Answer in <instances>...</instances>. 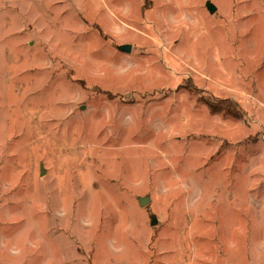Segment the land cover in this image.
Wrapping results in <instances>:
<instances>
[{
  "label": "rangeland",
  "instance_id": "374dc122",
  "mask_svg": "<svg viewBox=\"0 0 264 264\" xmlns=\"http://www.w3.org/2000/svg\"><path fill=\"white\" fill-rule=\"evenodd\" d=\"M0 264H264V0H0Z\"/></svg>",
  "mask_w": 264,
  "mask_h": 264
},
{
  "label": "water",
  "instance_id": "95a60500",
  "mask_svg": "<svg viewBox=\"0 0 264 264\" xmlns=\"http://www.w3.org/2000/svg\"><path fill=\"white\" fill-rule=\"evenodd\" d=\"M207 9H208V11L210 12V13H213L214 12V10H215V7L212 5V4H209L208 6H207ZM121 51H123V52H129V50H130V46H128V45H125V46H121L120 48H119ZM41 172H42V170H41ZM147 202V200L145 199H143V200H141V202H140V204L141 205H144L145 203ZM156 224V220H152L151 221V225L153 226V225H155Z\"/></svg>",
  "mask_w": 264,
  "mask_h": 264
}]
</instances>
